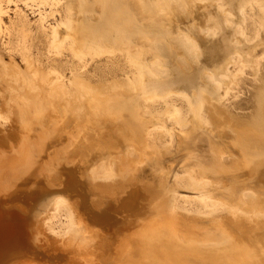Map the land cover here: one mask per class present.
Returning a JSON list of instances; mask_svg holds the SVG:
<instances>
[{
    "label": "bare ground",
    "instance_id": "bare-ground-1",
    "mask_svg": "<svg viewBox=\"0 0 264 264\" xmlns=\"http://www.w3.org/2000/svg\"><path fill=\"white\" fill-rule=\"evenodd\" d=\"M4 1L7 3L8 7L13 4L19 9L20 3H24V6L32 8L34 13L36 12V9L38 10V19L36 20L35 24V27L37 28L35 37H40L41 33L45 34L47 37V51L53 55V61H55V63L52 65V67H50V69L48 67L46 69H40L37 66H31V63H29V72L35 78L27 79L19 69L12 72L8 71V65L6 62H3L5 65V71L3 79H0V130L8 131V127L12 126L15 120L22 122L21 125L24 126V129H28L29 127H32L31 124L33 121H38L41 123L46 121V117H51L54 119L63 120L64 123L70 120L75 125L83 128L85 131L95 130L96 137L93 140L96 144L92 145H94V147L103 146L105 145V141L111 142L115 139L112 138L113 133L110 130H108V133L105 131V129H108L106 126L107 123L109 126L115 127V125H112L111 123L112 120L110 118H106L109 111H112L111 113L114 115L115 121L120 123L131 122L133 118L132 115L134 113L131 92H139V94L137 93L138 96H140L138 103L139 108L137 110H140L143 116H153V118L149 120L152 125L157 122V126L153 132L155 135L161 132V134L164 133L165 135L167 134L172 136V131L164 124V117H167L174 124L181 127H185L186 125L193 123L195 125L211 126L212 128H217L222 131L226 130L232 134L233 140L238 144L239 147L248 150L253 149L257 152L254 153L252 157L243 160L246 164L242 170L251 168L254 161L256 160V156L264 152V98L263 104L261 106V113L256 118L249 121L243 120L236 114L235 108L233 106L235 102H232L230 99V96L237 95L235 92L240 88V86L243 85L242 83L247 80L252 81V84H254L255 88L261 87V90L259 91L264 93V82L262 81L263 84L259 82L264 76V48L261 50L263 51L261 56L256 52V50H258L256 48L264 44V0H237L235 7L234 5L226 7L217 15L214 14L208 17L205 24H197L195 23L196 21L189 23L190 21L188 19V25L184 27L178 26L175 33L171 34L170 32H164L163 34L159 33L155 35V37L151 35L153 38L149 37L150 35L146 26H150V24L153 25L161 16L170 15L172 13H186L190 7L194 6H191L192 0H161L160 3L158 1L159 5L152 7L147 5V3H149L148 0L147 3L145 0ZM206 2L203 1V3ZM198 3L199 2H197V4ZM47 6L49 8L48 11L45 10ZM35 7L36 9H34ZM42 7L44 8L42 9ZM257 9L261 13V15L259 13L257 14V17L259 15L261 16L260 18L255 16V10L257 11ZM5 12H7V10H5V8L0 5V27L3 23V15ZM15 12L16 14L20 15V10ZM49 19H52L53 22L49 24V30H46L45 24ZM131 20L135 21V29H131ZM250 25L253 27L252 31H249ZM20 29L22 35L27 37V27L24 24H21ZM197 29L203 33V36L207 37L206 41L201 35L196 34L195 30ZM225 29H230V33L228 32L229 35L224 32ZM165 30L166 28L164 31ZM207 47H219L222 51H220L221 56H219V58L217 57L213 61V65L204 58L205 49ZM101 58H106L108 63H115L117 60H123L126 64L124 66H127L128 64L130 67H128V69H130L129 72L132 76H130L131 78L127 76L129 78L128 82L126 81L127 88L123 87V89L119 88L112 91L108 89L109 87L106 89L105 86V89H103L97 84L96 86L94 84L92 85V83L89 84L85 82L86 80H84V75H87L88 64L91 62L97 63ZM106 66L105 68H107ZM110 66H113L112 69H114V65ZM124 69L126 68L124 67ZM249 69L252 70V77L248 76ZM68 70L71 74L70 82L69 79L65 81ZM127 75H129V73ZM177 101H181L182 104H178L179 102ZM133 106L135 108V104ZM126 109L130 110L127 111ZM84 118H90V120L91 118H96L97 120H88V123L90 121L92 124V126L89 128L83 124V122H87L86 120H83ZM118 125L116 127V131L122 132L121 137H125L127 135L126 130L123 129L122 126ZM35 126L34 128H36ZM49 128H52V125H50ZM16 130L18 129H15L14 131ZM24 132L25 131L22 133ZM63 132H65L64 129ZM79 132L76 130V133ZM60 133L62 136L63 133ZM13 134L14 132L12 131L0 134V141H6V139H10L13 137ZM38 134V139H40L41 142H45V144L47 139L52 137L50 136L51 134L44 129H40ZM54 134L56 135V133ZM54 134L52 138H55ZM80 134H83V132ZM80 134L78 135L80 137L77 138V141L81 143V141L84 142L85 139L81 140L82 135ZM23 135L24 134L18 135V133H15V136L17 137L15 139L13 138V141H8L9 143L7 142V146L0 144V167L3 169V172L6 171L5 173H7L10 171V174L12 173L11 171L16 174L18 172L21 173V171H23L21 169L25 167L27 163L26 165H22V168L21 164L31 159L29 156L33 153L32 151H34L32 146L33 141H31V138L33 137L31 136L30 138V136ZM56 136H58V133ZM75 136H77V134H75ZM72 142L73 141H71V143ZM79 149L78 152L81 153ZM134 151L135 150L133 148L130 150V153ZM75 153L77 154L76 150ZM79 153L77 155H80L79 157H81V154ZM219 153V155L227 161L232 158L236 159L237 156H239V153H235V151L232 150L231 152L229 151V153H226L223 148L219 150ZM61 154L62 153H60V155ZM34 155L37 154L35 153ZM46 155L48 156V154ZM36 157L38 158V156ZM32 158L35 159L34 157ZM78 158H76V160ZM118 158L119 160L113 155V153H108V155L103 158L102 163L99 166H95L92 172L94 174L98 172V176L105 181L114 182L118 177L124 180L126 176H128L127 173L130 172L132 164L129 163V159L123 154H121V156ZM38 159L41 161L40 158ZM29 162L27 166L32 164L33 160L31 163ZM56 162L58 161H55V163ZM73 163L75 162L73 161ZM51 164L49 165L51 166ZM72 164L70 165L73 166L74 164ZM76 164L80 165L78 162ZM58 166L59 165L56 167ZM29 167L33 168L32 165ZM31 168H28L27 170L30 169L29 171H32ZM34 168L36 167L34 166ZM13 169H15V171ZM57 169L60 171L59 168ZM36 171L39 172V169H36ZM14 173L12 174L14 175ZM203 173L200 174L202 177L198 178L190 172L187 175L179 177L177 181L180 184H183L184 186L186 185V187L192 188L199 193L197 194L198 197L194 199L200 203V208L202 206L206 213L230 210L233 217H235L234 221L229 222L228 227L223 229L217 238L203 241L197 247L187 246L181 242L177 238L175 224L164 219H157L154 223L145 228L144 231L139 235V237L141 236L140 240L142 239V241H144L143 244H146V246L150 244L152 246H150L151 248L156 247L162 250L165 253V257L167 258L166 261L168 263L163 260V262L165 261L166 264H194L193 262L202 264H264L263 258H261V261H258L257 256H260L259 254L256 256V258H254V256L253 258H250V255L253 252H259L257 245L264 243V232L257 233L249 231L245 222L246 217L239 213V210L249 208L256 215L254 217L264 219V206H260L261 200L259 199L256 190L253 187L247 191H245L246 189H243V191L239 189L238 191H240V193L237 191V196L234 197L233 200L229 201L221 195H217L209 191L208 187L214 183V179L211 176L206 175V173ZM32 174H34V172H32L31 175ZM13 175H10V177ZM31 175L30 177H34V175ZM51 175H49V177ZM54 175H58V171ZM20 176L23 178L22 175ZM20 176L18 175L17 177L20 178ZM3 177H6V175ZM10 177L9 181L11 180ZM24 177L29 178L27 173ZM42 177L44 178L43 174ZM65 177H62L63 179L61 177L60 178L64 181ZM21 178L16 184L21 183L25 179L23 178L21 180ZM28 178H26V180H28ZM43 178L41 179L44 181L45 179ZM16 180L17 179H15L14 182ZM3 181L1 178L0 191L3 190L2 188L5 190L6 188L8 189V187L12 185L11 183H13V179L10 183H7L5 180V184H11L5 186L2 184ZM15 186L12 185L11 187L14 189ZM228 186H230L232 189L231 191L233 192L234 196L237 186H239L238 182L235 180V176L231 179ZM23 187L25 188L26 186ZM27 188H29V186H27ZM39 190V193L40 191L42 192V190ZM134 190L135 189L133 188V191ZM48 191L49 194L45 198L47 200L45 206L53 205L56 209H64L68 211H65L68 215L66 216L69 217V220L67 219L68 229L64 230L65 233L67 231V235L70 237L68 238L69 240H71V238L75 240L77 237L75 234L79 226H76L77 220L71 204L65 198L64 194H62L63 191L53 192L50 190V188ZM15 193L17 194V192ZM44 193L45 192H43V194ZM31 194L33 195V193ZM12 196H15V194ZM125 197H121L122 199L119 198L122 200V204L127 203L129 197L126 199ZM183 198L185 201L187 200L189 202L188 197ZM37 199L40 200L41 198L37 197ZM175 199L176 196L173 195L172 203L174 206L176 204ZM13 200L14 202L16 201L15 198ZM34 201L37 200L35 199ZM116 201L118 202V200H115V202ZM2 202H0V205L3 204ZM15 205L18 207L17 204ZM35 205L36 203L34 206ZM109 205H111V203ZM193 205L194 204H192V207ZM26 207L23 208L26 209ZM175 207H177V205ZM12 208H10V206L9 208L0 206V259L6 251L8 252L9 250L19 248L18 245L22 241H26V225L24 226V222L27 220L24 219V222L22 219L20 220V217H17L19 215H17L14 207ZM114 208L115 206L113 207V210ZM199 210L201 211V209ZM243 211L245 212V210ZM53 215L56 217L55 213ZM25 216L27 215L25 214ZM28 217H31V215L27 216V218ZM37 232L38 231H35L34 234H37ZM109 234L107 235V240L110 239ZM116 234L117 233H115V235ZM33 237H35V235ZM140 240L138 239L139 242ZM132 241H135V239L132 238ZM118 243H116V245ZM127 245L125 244L126 247ZM134 246L135 244L132 246V248ZM137 246L135 247L138 248ZM144 247L143 249L141 248L143 252L145 249ZM123 248L124 245L121 244L119 246V251H121ZM151 248L149 250V256H151L153 259L154 256L152 255L155 253H151ZM127 249L128 247L126 250ZM148 249L149 248H147V251ZM123 251H125V249ZM147 251L145 252L147 253ZM152 252H155V250ZM145 255L144 257L146 258ZM149 256L147 255L146 262L142 260L145 262L143 264H153V260ZM150 259L152 261H150Z\"/></svg>",
    "mask_w": 264,
    "mask_h": 264
},
{
    "label": "rangeland",
    "instance_id": "rangeland-1",
    "mask_svg": "<svg viewBox=\"0 0 264 264\" xmlns=\"http://www.w3.org/2000/svg\"><path fill=\"white\" fill-rule=\"evenodd\" d=\"M145 1L147 3V0ZM150 1L148 0L150 4L147 3V5L151 7L159 5V3L161 2V0H154L155 2L157 1L155 4L153 0ZM203 1L207 2L203 3ZM197 2L199 3L197 4ZM152 3H154L155 5ZM236 3L237 0H202V2L201 0H192L191 6H194L190 7L186 13H172L170 15L161 16L156 23H154L153 25L150 24V26L148 25L146 26V28L148 29V33L150 35L149 37H151V35L155 37V35L159 33L163 34L164 32H170L171 34H173L175 33L178 26H187L189 21V23L196 21L195 23L197 24H205L208 17L214 14L217 15L226 7H230L233 5L235 7ZM0 5L5 8V10H7V12H5V14L3 15V23L0 27V79H3L4 77L5 65L3 64V62H6V64L8 65V71L12 72L19 69L27 79H34L35 77L29 72V63H31V66H37L40 69H46L47 67L50 69V67H52V65L55 63V61H53V55H51V53L47 51V37L45 36V34L41 33L40 37H35L37 32L35 24L36 20L38 19V10L35 7L34 9H36V12L34 13L32 11L33 9L24 6V3H20L19 9L13 4L8 7L7 3L4 0H0ZM43 8L44 7H42V9ZM19 10L20 15L16 14L15 12ZM45 10H49L48 6L47 8H45ZM193 13L196 16H194ZM255 13L256 17L258 13L261 15L258 9L257 11L255 10ZM260 15L257 18H260ZM195 18L199 19L196 20ZM188 19L189 21H187ZM52 22V19L48 20V22L45 24L46 30H49V24ZM134 23L135 21L131 20V29H135ZM21 24H24L28 29L26 32L28 34L27 37L23 36L21 33ZM250 27H252V25L249 26V31H252L253 27ZM163 28H166V30L164 31ZM198 30L199 29L195 30L196 34L201 35L202 38H205L206 41L207 37L203 36V33ZM229 30L230 29H225L224 32L229 35ZM263 48L264 44L256 48L259 50H256L258 55H262L263 51L261 50H263ZM220 51L221 49L219 47H207L205 49L204 58L213 65V61L217 57L219 58V56H221L220 53L222 51ZM98 62H91L90 64H88L87 75H84V80H86V83H92V85L97 84L103 89H105L106 86V89L109 87L108 89L112 91L119 88L123 89V87L127 88L126 81L128 82L129 79L127 76H132L129 72L130 69H128V64L127 66H124L126 64L123 60L115 61L116 64L111 62H109V64L106 58H101ZM110 65H114V69H112L113 66ZM105 66L107 68H105ZM123 66L126 69H124ZM103 67L105 68V70ZM102 68L103 70L101 71ZM251 72L252 70L249 69L248 76L250 77L253 76V73ZM128 73L129 75H127ZM66 76L67 78L65 79V81L69 79L70 82L71 74L69 70L67 71ZM262 81L264 82V76L263 79L259 82L263 84ZM245 82H243V85L241 84L242 86H240V88L235 92L237 95L230 96V99L232 102H235L233 106L235 108L236 114L243 120L249 121L253 120L261 113L264 93L259 91L261 90V87L255 88L254 84H252V81L247 80ZM135 93L136 92H131L132 107L134 112L131 122L120 123L118 121H115V117L111 113L112 111H109L106 118H110L112 120V125H115V127L109 126L107 123L106 126L108 129H105V131L108 133V130H110L113 133L112 138L115 139L111 142L105 141V145L103 146L98 147L95 145L96 147H94V145H92L96 144L93 140L96 137L95 130H88L89 132L85 131L83 128L75 125L70 120L64 123L63 120L46 117V124L45 122L40 123L38 121H33L34 124L32 123V127H29L30 130L29 128H25V130L24 126L21 125L22 122H20L19 120H15L12 126L8 127L7 130L9 132H14V134L12 135L13 137L7 140L5 136L6 141H0V144H3V146H7L8 141H13L17 137L15 136V133H18V135L24 134L30 136V138L31 136L33 137L31 138V141H33L32 146L34 151H32L33 153L31 152L32 154H30L29 156V158H31L29 160L30 162L25 161V163L21 164L22 168V165H26V163L28 165V162L31 163L33 160V163L29 164V166L32 165L33 168L26 165L21 169L23 171L20 170L22 174L19 172V174L17 173L19 176L22 175L23 178H25L24 176L27 173V176H29L30 178L29 179L28 177H26L28 178V180H26L25 178V181L23 180L21 183L16 184L20 181L21 176L20 178L17 177L18 175L13 171L11 172L14 173V175L12 173L10 174V171H8L9 173H5L6 171L3 172V169L0 167V179L2 178V181L4 180L2 184L5 186L11 184L13 186L16 185V188L14 187L15 190L11 187L12 185L8 187L9 190L6 188L7 191L2 188L3 192L0 191V202H4H2L3 204H1L0 206H4L6 208H9V206L10 208L14 207L17 215H19L17 217H20L19 219H22L23 222L24 219L27 220L24 222V226L26 225V241H22L18 245L19 248L9 250L8 252L6 251L0 259V264H143L147 261L146 258L147 255L149 256V250L152 246L150 244H148L149 246L143 244L144 241H142V239L140 240L141 236L139 237V235L144 231L145 228L154 223L157 219H164L166 221L174 223L176 227L175 230L177 232V238L187 246L197 247L203 241L215 239L220 235L223 229H226L228 227L229 222L234 221L235 217H233L230 210H223L222 212L215 213H206L203 210L202 206L200 208V203H198L194 199L198 197L197 194L199 193L196 190L186 187V185L184 186L177 181L179 177L187 175L190 172L198 178L202 177V175L200 174H202L203 172V174L206 173V175L211 176L214 179V183L209 185V191L211 193L221 195L229 201L233 200L234 197H236L237 194L240 193V191H238L239 189L241 191H243V189H246L245 191H247L248 189L253 187L256 190L259 199L261 200V203L259 202L260 206H264V152L256 156L257 161H254L251 168H247L248 170H242L246 164L243 160L252 157L253 154L257 152L253 149L248 150L239 147L238 144L233 140L232 134L226 130L222 131L217 128H212L211 126L195 125L193 123H190L185 127H181L174 124L167 117H164V124L172 131V136L167 134L165 135L164 133L161 134V132L155 135L153 134V132L157 126V122L152 125L150 123V120L151 118H153V116L145 115V117L140 112V110H137L139 108L138 103L140 100V96H138L139 92H137L138 94ZM177 102H179L178 104H182L181 101ZM134 104L135 108L133 106ZM126 110L129 111L130 109ZM83 120L87 121L85 123L83 122V124L90 128L92 126L90 121L97 119L91 118L90 120V118H84ZM88 120H90L89 123ZM55 121L57 122V124ZM48 123L52 125V128H49L50 125ZM118 124L126 130L127 135L125 137H121L122 132L116 131V127ZM34 126L36 128H34ZM13 127L14 130L18 129L19 131H14ZM40 129L47 130L52 137L54 133H56V135L58 133V136L54 134V137L58 138L55 139L50 137L52 139H47L46 145L45 142H41V140L38 139V133L40 132ZM63 129L65 130V132H63ZM76 130L78 132L80 130V132L76 133ZM8 131L0 130V134L6 133ZM23 131L25 132L22 133ZM59 131L63 133L62 136L60 135L61 133ZM82 132L83 134H80ZM75 134H77V136H75ZM79 134L82 135L81 140L85 139V143L82 141L81 143L77 141V138L80 137L78 136ZM71 141L73 142L71 143ZM133 148L135 151L130 153V150ZM222 148L226 151V153H229V151L231 152L232 150L235 151V153H239V156H237L236 159L232 158L227 161L219 155V150H221ZM78 149L81 151V153L78 152ZM75 150L77 154H81V157H79L80 155H77L75 153ZM34 152L37 155H34ZM59 152L62 154L60 155ZM69 153H71L72 155ZM108 153H113V155L118 160V157L123 154L126 158L129 159V163L132 164V168L130 172L127 173L128 176H126L124 180L118 177L114 182L105 181L98 176V172L96 174L92 172L95 166H99L102 163L103 158L107 156ZM46 154H48V156ZM31 156L34 158L38 156L41 161L37 157L33 159ZM57 158L60 160H58ZM76 158L78 159L76 160ZM72 160L75 163H73ZM75 160L80 165H77V162ZM55 161H58L56 162L57 164L55 163ZM34 163L38 166V168ZM72 163L74 165L76 164L77 166L75 165L74 167ZM49 164H51V166ZM65 164H67L68 166L72 164L73 166L70 165L68 167ZM57 165L59 166L56 167ZM34 166L36 168H34ZM28 168H31L32 171H29L30 169L27 170ZM57 168H59L60 171ZM36 169H39V172L36 171ZM13 170L15 171V169ZM57 171L58 175H54ZM32 172H34V174L31 175ZM7 174L13 176L10 177V175ZM42 174L44 178L42 177ZM5 175L6 177H3ZM30 175H34V177H30ZM40 175L41 178L45 179L44 181L40 178ZM49 175L51 176L49 177ZM8 176L11 178V180L13 179V183L15 184H5V180L7 181V183L11 182V180L9 181ZM65 176L67 177V179ZM234 176L239 186H237V190L235 191V194L233 196V192L231 191L232 189L228 185ZM60 177H65V182L62 180L63 178L61 179ZM23 178H21V180ZM15 179L17 180L14 182ZM33 182H35L36 184ZM63 183H65L66 185ZM68 183L70 186L68 185ZM21 184L26 187L24 188ZM21 186L23 187V190ZM27 186H29V188H27ZM43 186L45 187V189ZM49 188L53 192L63 191L62 194H64L65 198L71 204L77 220L76 226H79L75 234V236H77L75 240L73 238L69 240L68 238L70 237H68L69 235H67V231L65 233V230L68 229L67 221L69 220V217H67L68 215L65 212L67 210L56 209L53 205H46V208L45 203L47 200L45 198L49 194ZM133 188L135 189L134 191ZM16 189L19 191V193ZM39 189L42 190V192ZM38 190L40 191V193L38 192ZM15 192H17V194ZM43 192L46 193H44L45 196ZM31 193H33V195ZM14 194L15 196H12ZM173 195L176 196L175 206L177 205V207H175L172 203ZM187 195H189L190 198ZM34 197L37 201H34ZM37 197H40L41 199L38 200ZM121 197H125V199L129 197L126 204H122ZM183 197H188L189 202L186 200L188 202L187 203ZM14 198L15 200L17 199L15 202L13 200ZM115 200H118L119 203L117 201L115 202ZM14 203L17 204L18 207ZM35 203L36 205L34 206ZM108 203H111V205H109ZM192 204H194L193 207ZM114 206L116 210L115 208L113 210ZM23 207H26V209H24ZM199 209H201V211ZM243 210H245V212ZM102 211L105 213H103ZM107 212L109 213V215ZM54 213L56 214L57 218L53 215ZM239 213L246 217L245 222L249 231L257 233L264 232V219L254 217L256 215L249 208L241 209L239 210ZM25 214L27 216L31 215V217L27 218ZM28 222L31 224H29ZM35 231H38L37 234H34ZM114 232L117 234L115 235ZM108 234L110 237L109 240H107ZM34 235L35 237H33ZM135 237H138L137 241L139 239L142 243H140L139 241L138 243ZM132 238H134L135 241H132ZM131 241L136 243H132ZM116 243H118L119 245H116ZM121 244L124 245V248L119 251V246ZM125 244L130 251L128 249L126 250L127 247L125 246ZM132 244H135V246H139H137L138 248H136L135 246V248H132ZM143 247L145 248L144 252L147 251V248H149L147 251V253H149L147 254L145 252V254L147 255L144 254L146 258L143 255L144 252L141 250V248L143 249ZM155 248L156 247L151 248V253H155L154 255L151 254L152 256H154L153 259L151 256H149L153 260L152 263L166 264L167 258L164 255L165 253L162 250L158 248H156V250ZM124 249L125 251H123ZM257 249L259 250V252H253L250 255V258H253V256L254 258H256V256L259 254L260 256H257L258 261H261V258H263L264 260V243H260L259 245H257ZM154 250L155 252H152ZM151 259L150 261H152ZM142 260L145 262H143ZM163 260H165L166 262H163ZM193 263L202 264L197 262Z\"/></svg>",
    "mask_w": 264,
    "mask_h": 264
}]
</instances>
